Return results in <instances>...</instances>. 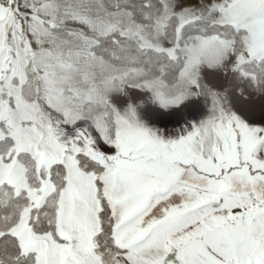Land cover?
<instances>
[{
    "label": "snow or ice",
    "instance_id": "6c2138e0",
    "mask_svg": "<svg viewBox=\"0 0 264 264\" xmlns=\"http://www.w3.org/2000/svg\"><path fill=\"white\" fill-rule=\"evenodd\" d=\"M0 264H264V0H0Z\"/></svg>",
    "mask_w": 264,
    "mask_h": 264
}]
</instances>
